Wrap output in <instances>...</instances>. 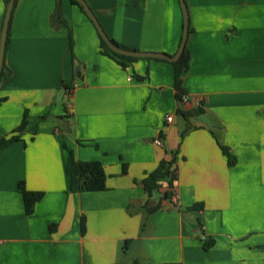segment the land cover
I'll use <instances>...</instances> for the list:
<instances>
[{
	"label": "crops",
	"instance_id": "obj_1",
	"mask_svg": "<svg viewBox=\"0 0 264 264\" xmlns=\"http://www.w3.org/2000/svg\"><path fill=\"white\" fill-rule=\"evenodd\" d=\"M60 1L58 16V0H19L12 22L0 139H18L0 150V264H264V0H185L187 103L176 97L172 62L120 66L101 54L80 8ZM86 2L121 45L178 52L180 0ZM4 13L0 0V43ZM180 108L202 113L186 120ZM25 112L28 125L16 132ZM66 113L71 122L60 118ZM68 148L79 161L101 162L106 190L71 191ZM175 152L173 197L164 198L162 180L147 205L144 177ZM20 182L44 193L32 215ZM207 237L215 240L209 250Z\"/></svg>",
	"mask_w": 264,
	"mask_h": 264
},
{
	"label": "trees",
	"instance_id": "obj_2",
	"mask_svg": "<svg viewBox=\"0 0 264 264\" xmlns=\"http://www.w3.org/2000/svg\"><path fill=\"white\" fill-rule=\"evenodd\" d=\"M9 2H10V0H4L5 13H4L3 24H4V20H5L7 7L9 5ZM18 2H19V0H15L14 9H13L12 16L10 19L8 38H7V42H6V52H7L9 41H10L12 22L14 19L15 9L17 7ZM71 2L75 6L79 7L80 10L91 21V19L85 13L82 6H80V4L78 3L77 0H71ZM57 11L59 13L58 16H61V1L60 0H58ZM58 23H60L61 26H67V24L63 20L59 21ZM68 29H69V39H70V53L72 54V61L75 62L76 57L73 53L72 29L70 26H68ZM189 32H190V29H189ZM99 37H100L101 54L113 59L120 66L125 68L129 64L136 62V61L141 59V58L125 57V56H121V55L114 53L107 46V44L104 42V40L101 38L100 35H99ZM111 40L116 45L120 46L123 49L136 50V49L121 45L120 43H118L116 40H114L112 38H111ZM181 42H182V40H181ZM180 45H181V43H180ZM6 52H5V55H6ZM190 58H191L190 51L186 45L185 50H184L183 54L181 55V57L179 58V60L176 62H172V65L174 66V69H175L176 97L181 102L183 101V96L186 95V90L183 87V79H184V74L186 73V71L188 69ZM146 59H148V58H146ZM162 61L167 62V60H162ZM5 70H7V67H6L5 59H4V71L2 73L1 80L3 78L7 77ZM137 78H139L140 80L145 79V77H137ZM63 88L68 94H71V92L74 89V86L72 84L63 83ZM5 101H6V98H0V105ZM66 112H68L67 108H66ZM201 113H202V110L186 111L183 108L178 109V115L184 117L186 120H188V118L193 114H201ZM27 116H28V113L25 112V117L23 119V122L16 132H21L22 130H24L27 127V125H28ZM60 118L66 119L70 122L72 120V116L69 113H66L64 116H62ZM189 128H191V127L189 126L188 129ZM184 133H182V136H184ZM160 138H162V139L164 138L163 133L160 134ZM17 139H18V136H16V135H13L11 138L0 139V150H2L4 147L8 146L11 142H13ZM66 148H67V146H66ZM221 149H222L224 155L228 158V164L230 166H234L236 164L235 156L231 154L230 150L227 147L222 146ZM68 153H69V156H68V163H67V174L71 179V191L72 192H75V193L97 192V191H104L107 189V187H106L107 175H106L105 169H104L103 165L101 164V162H99V161H79L76 159L74 152L69 148H68ZM177 178H178V165H177V155L175 152L171 159L161 160L158 167L154 171H152L151 173L146 174V176L144 177L142 184H143V187H144L146 194L148 195L147 205L151 202L154 195L160 189V183L162 180L168 181V189L165 192L164 198L166 200L171 199L174 195V186H175V182L177 181ZM19 188H20L22 195H23L26 214L32 215L34 213V209H35L36 204L39 201H41L42 198L44 197V193L27 190L25 185H24V182L19 183ZM161 207H162L161 202H158L155 206L148 207V210L151 213V212H154V211L160 209ZM193 208H202V205L196 204L193 206ZM81 230H82V234H84L86 232V219H85V217H82V219H81ZM214 244H215V240L207 237L205 239L204 247L206 250H209ZM163 264H181V263L169 262V263H163Z\"/></svg>",
	"mask_w": 264,
	"mask_h": 264
},
{
	"label": "water",
	"instance_id": "obj_3",
	"mask_svg": "<svg viewBox=\"0 0 264 264\" xmlns=\"http://www.w3.org/2000/svg\"><path fill=\"white\" fill-rule=\"evenodd\" d=\"M80 6H82L85 13L88 15V17L91 19L92 23L96 27L99 35L104 40V42L107 44V46L116 54L125 56V57H133V58H148V59H159V60H167L169 62H176L179 60L181 55L183 54L185 47L187 45V39L189 35V15L187 10V5L185 0H180L183 13H184V26H183V37L182 42L179 47L178 52L171 56L165 53H148V52H140L137 50H126L121 48L120 46L116 45L111 38L108 36L104 28L102 27L98 17L94 13V11L91 9V7L88 5L86 0H77ZM15 0H10L9 5L7 7V12L3 24L2 29V36H1V43H0V81L2 78V73L4 71V59H5V52H6V42L8 38V31H9V25H10V19L12 16V12L14 9ZM76 72L78 74L79 67L76 68ZM5 73L8 74V70H5ZM70 122H66L65 127L68 132H71V129L69 128Z\"/></svg>",
	"mask_w": 264,
	"mask_h": 264
},
{
	"label": "built area",
	"instance_id": "obj_4",
	"mask_svg": "<svg viewBox=\"0 0 264 264\" xmlns=\"http://www.w3.org/2000/svg\"><path fill=\"white\" fill-rule=\"evenodd\" d=\"M182 102H183V103H187V102H188V97H187V95L183 96V101H182ZM173 119H174V117L171 115V116H169V117L167 118V122H168V123H172V122H173ZM155 143H156L158 146H162V144H163L161 138L156 139Z\"/></svg>",
	"mask_w": 264,
	"mask_h": 264
}]
</instances>
